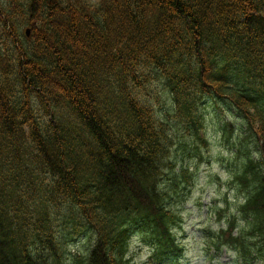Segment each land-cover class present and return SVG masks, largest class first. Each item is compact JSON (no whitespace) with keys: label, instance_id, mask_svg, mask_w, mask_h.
I'll use <instances>...</instances> for the list:
<instances>
[{"label":"trees","instance_id":"trees-1","mask_svg":"<svg viewBox=\"0 0 264 264\" xmlns=\"http://www.w3.org/2000/svg\"><path fill=\"white\" fill-rule=\"evenodd\" d=\"M207 101L244 125L236 211L264 256V0H0V264H134L136 235L182 264L170 195Z\"/></svg>","mask_w":264,"mask_h":264},{"label":"rangeland","instance_id":"rangeland-1","mask_svg":"<svg viewBox=\"0 0 264 264\" xmlns=\"http://www.w3.org/2000/svg\"><path fill=\"white\" fill-rule=\"evenodd\" d=\"M203 115L206 125L204 135L208 144L190 143L189 152L183 155L179 163L175 162L177 170L183 166L190 168L191 180L180 183L177 194L170 195L171 207L181 216L176 233L185 250L183 264H248L240 249L235 250L228 245L217 251L210 244L212 236L216 242L217 234L229 228L228 205L241 202L235 196L238 192L233 174L243 165L244 156L235 155L237 148L234 147V138L244 131V125L236 111L223 102L207 101ZM226 123L233 126L229 140L222 132V126ZM249 144V151L257 159L258 148L250 141ZM244 228L243 222H237L234 234ZM245 236L251 237L248 232ZM144 242L139 235L130 241V260L134 264H145L151 254L150 246ZM256 243L261 244L262 241L257 240ZM70 244L69 250L74 255H84L88 242L84 237H75ZM250 264H264V256H252Z\"/></svg>","mask_w":264,"mask_h":264},{"label":"water","instance_id":"water-1","mask_svg":"<svg viewBox=\"0 0 264 264\" xmlns=\"http://www.w3.org/2000/svg\"><path fill=\"white\" fill-rule=\"evenodd\" d=\"M30 32H31V30L28 29V30H27V36H28V37L30 36Z\"/></svg>","mask_w":264,"mask_h":264}]
</instances>
